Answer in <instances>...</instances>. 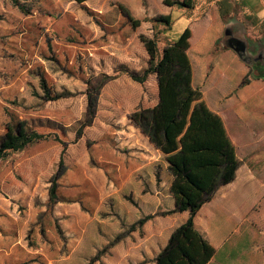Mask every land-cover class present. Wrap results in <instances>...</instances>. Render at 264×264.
I'll use <instances>...</instances> for the list:
<instances>
[{
  "label": "rangeland",
  "instance_id": "obj_1",
  "mask_svg": "<svg viewBox=\"0 0 264 264\" xmlns=\"http://www.w3.org/2000/svg\"><path fill=\"white\" fill-rule=\"evenodd\" d=\"M180 13L201 27L209 22L217 49L225 48L231 27L248 41L251 60L264 54V21H255L242 0H194L192 9L164 0H0V136L14 119L46 135L0 161L1 200L16 182L34 181L36 195L15 201L17 219H4L12 230L9 246L19 243L8 259L0 251V264H154L178 216L166 202L143 211L126 189L129 159L138 149L131 114L152 107L156 94L153 77L141 84L127 71L142 74L148 66L141 34L156 37L159 53L169 41L166 26L153 20L169 15L173 21ZM251 73L245 76L252 82ZM41 81L62 97L47 99ZM244 86L206 96L233 134L241 178L250 168L260 185L252 208L234 211L237 218L227 225L226 257L211 264H264V85ZM91 95L97 96L94 113Z\"/></svg>",
  "mask_w": 264,
  "mask_h": 264
},
{
  "label": "trees",
  "instance_id": "obj_2",
  "mask_svg": "<svg viewBox=\"0 0 264 264\" xmlns=\"http://www.w3.org/2000/svg\"><path fill=\"white\" fill-rule=\"evenodd\" d=\"M164 3L194 8V0H164ZM121 9L133 27L140 26L141 21L133 18L128 9L123 6ZM252 17L255 21L259 20ZM153 21L172 29L173 21L169 15H160ZM191 36L190 28L183 30L175 41H168L159 53L156 37L141 34L139 38L150 55L148 66L142 74L135 70L127 71L131 78L140 83L145 82L150 74L158 77V104L152 109L133 112L131 117L149 136L152 144L166 155L168 169L173 175L171 192L175 198V208L169 213L189 212L188 219L174 228L169 241L154 258L155 264H208L214 258L216 249L196 229L194 218L222 186L234 181L242 162L223 119L206 104L200 88L192 84L193 69L189 56ZM255 78L264 79V74H255ZM250 82L251 78L247 75L241 80L240 87ZM41 85L47 99L62 97L53 96L44 81H41ZM96 104L97 96L91 95L88 111L94 113ZM45 138V134L26 127L25 121L12 120L6 124V131L0 136V161L10 151H22L29 144ZM55 190L54 184L50 190L51 202L57 198ZM147 218L141 219L139 224H143Z\"/></svg>",
  "mask_w": 264,
  "mask_h": 264
},
{
  "label": "crops",
  "instance_id": "obj_3",
  "mask_svg": "<svg viewBox=\"0 0 264 264\" xmlns=\"http://www.w3.org/2000/svg\"><path fill=\"white\" fill-rule=\"evenodd\" d=\"M245 3L247 11L252 16L257 17L261 21L264 20V0H242ZM206 25L201 27L198 23H195L190 17L180 13L173 16L172 29H167V36L169 41H175L183 30L187 28L191 29V46L189 48V56L191 59V65L193 69L192 84L194 87L200 88L203 93V99L206 100L207 105L216 112L219 116L223 117L216 108H213L206 99L208 90L215 89L216 93H226L228 90L233 92H240L242 88H238L239 83L250 72L249 64L240 59V57L234 52V50L227 48L217 49V40L210 32L212 30L209 22L206 21ZM177 31L174 29L177 28ZM149 60V57H148ZM153 77L155 82L156 94L155 103L152 107L148 106L145 109L154 108L159 102V87L157 82V75L150 74L149 77ZM145 81H147V79ZM264 85V79H255L247 86ZM141 84H146L145 82ZM246 86H244L245 88ZM226 126V131L231 138L234 146L236 145L233 138V134L229 130V126L222 118ZM132 133L135 135L133 145L138 149L133 153V158L129 159V163L132 164L131 175L126 180V189L134 191L135 200L139 202L142 210H150L151 208H158L163 206L164 203L171 207L170 210L175 208V198L171 192V184L173 175L168 169V163L166 155L152 144L149 136L145 134L138 125L133 126ZM136 141V143H135ZM137 144V145H136ZM249 145H251L249 143ZM236 148V147H235ZM238 157L241 159L237 149ZM31 159H27L29 161ZM2 161V160H1ZM24 164H26L24 162ZM248 168L246 172V178H241L240 172H242L241 166L237 171V177L233 182L222 186L214 199L205 203L201 210L196 213L194 221L196 229L208 239L212 246L216 249V255L210 260L208 264L213 263L219 257L225 258L227 255L228 239L225 237L227 232V225L235 217L234 211L246 210L249 211L253 204L256 202L252 195L256 186H260L255 182L256 176ZM160 174V175H159ZM159 175V180L157 176ZM257 184V185H255ZM259 187H257L258 189ZM2 189V188H1ZM35 183L32 181L29 185H18L17 182L11 185L8 189L10 198L0 199V251H4L2 254L4 258H9L13 252V247L19 241H15L10 245L9 238L11 236V227L4 225V219H17L12 215L13 206L16 205L15 201L28 200L29 197L35 199L34 194ZM32 191H34L32 193ZM47 195V193H46ZM26 196V197H25ZM257 197V196H256ZM47 199V197H46ZM66 202H76L78 199H68L63 196ZM141 209V208H140ZM45 210V209H42ZM16 211V209H15ZM177 213L176 220L169 227L165 241H162L159 249L156 252L155 257L159 253L162 247L169 241L170 235L175 227L183 224L189 217V212H175ZM244 213L240 214V218L244 217ZM38 217L31 218L29 222H37ZM18 221V220H17ZM27 222V223H29ZM21 235L18 232L17 238ZM2 264L4 262L2 261ZM155 264V263H154Z\"/></svg>",
  "mask_w": 264,
  "mask_h": 264
},
{
  "label": "water",
  "instance_id": "obj_4",
  "mask_svg": "<svg viewBox=\"0 0 264 264\" xmlns=\"http://www.w3.org/2000/svg\"><path fill=\"white\" fill-rule=\"evenodd\" d=\"M225 40H223V45L227 48L234 50V52L250 66L253 64L251 60L250 53L248 51L249 43L247 40L236 36L231 27H227L224 31Z\"/></svg>",
  "mask_w": 264,
  "mask_h": 264
},
{
  "label": "flooded vegetation",
  "instance_id": "obj_5",
  "mask_svg": "<svg viewBox=\"0 0 264 264\" xmlns=\"http://www.w3.org/2000/svg\"><path fill=\"white\" fill-rule=\"evenodd\" d=\"M258 57L252 60L253 64H251L250 71L255 74H264V54H257Z\"/></svg>",
  "mask_w": 264,
  "mask_h": 264
}]
</instances>
